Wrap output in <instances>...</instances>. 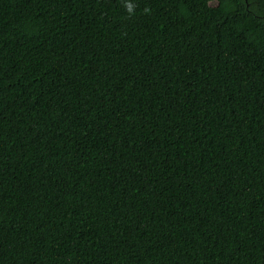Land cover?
Listing matches in <instances>:
<instances>
[{
	"label": "trees",
	"instance_id": "1",
	"mask_svg": "<svg viewBox=\"0 0 264 264\" xmlns=\"http://www.w3.org/2000/svg\"><path fill=\"white\" fill-rule=\"evenodd\" d=\"M0 0V264H264V0Z\"/></svg>",
	"mask_w": 264,
	"mask_h": 264
},
{
	"label": "rangeland",
	"instance_id": "2",
	"mask_svg": "<svg viewBox=\"0 0 264 264\" xmlns=\"http://www.w3.org/2000/svg\"><path fill=\"white\" fill-rule=\"evenodd\" d=\"M217 6H219V8L223 11H226L228 9V5H227L226 0H218Z\"/></svg>",
	"mask_w": 264,
	"mask_h": 264
}]
</instances>
